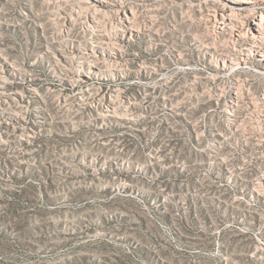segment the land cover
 <instances>
[{
    "label": "rangeland",
    "instance_id": "rangeland-1",
    "mask_svg": "<svg viewBox=\"0 0 264 264\" xmlns=\"http://www.w3.org/2000/svg\"><path fill=\"white\" fill-rule=\"evenodd\" d=\"M0 264H264V0H0Z\"/></svg>",
    "mask_w": 264,
    "mask_h": 264
}]
</instances>
